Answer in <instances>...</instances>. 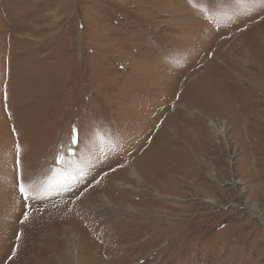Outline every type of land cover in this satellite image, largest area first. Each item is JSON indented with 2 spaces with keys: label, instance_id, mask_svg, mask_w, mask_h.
Segmentation results:
<instances>
[{
  "label": "rangeland",
  "instance_id": "rangeland-1",
  "mask_svg": "<svg viewBox=\"0 0 264 264\" xmlns=\"http://www.w3.org/2000/svg\"><path fill=\"white\" fill-rule=\"evenodd\" d=\"M263 189L264 0H0V264H264Z\"/></svg>",
  "mask_w": 264,
  "mask_h": 264
},
{
  "label": "bare ground",
  "instance_id": "bare-ground-1",
  "mask_svg": "<svg viewBox=\"0 0 264 264\" xmlns=\"http://www.w3.org/2000/svg\"><path fill=\"white\" fill-rule=\"evenodd\" d=\"M21 3V2H20ZM177 99V98H176ZM179 100H182L183 101V99H181V98H178V100H176V101H178L179 102V105H181V102L179 101ZM197 108V107H196ZM192 109V105H191V103H189V102H184V104L182 103V110L181 111H179V113H181V114H183V116H185V119L187 120V118H189V116H190V111L189 110H191ZM179 110V109H178ZM176 112V111H175ZM197 114H198V116H200V117H197ZM197 114H195L194 115V117L191 119V120H188L189 122L191 121H193L194 123H200V120H202V115H201V111L197 108ZM175 115V114H174ZM177 117H178V115H177ZM176 120V119H175ZM184 120V119H183ZM212 125H213V127L216 129V133H222L223 132V127L222 126H220L219 124H216L215 122H213L212 123ZM202 126V125H201ZM174 127L175 128H173L174 129V131L175 132H177V133H175V134H172V135H180V132H179V127H178V124L177 125H174ZM202 128V129H201ZM204 128L203 127H200V132H202L201 134L199 133V135H197L198 136V139L200 140L199 141V143L198 144H196L195 145V147H190V151H191V158H190V160H189V164H192L193 166H197L196 168H197V170H199V169H201V163L197 160V155H199L200 154V150H202V145H203V140H202V138H201V136L202 135H206L205 133H204V130H203ZM197 136H195L196 138H197ZM182 138H184V139H186L187 140V138L186 137H182ZM186 140H185V142H186ZM177 143V142H176ZM207 143V142H206ZM181 144H182V142H181ZM185 143H183V146L182 147H184L185 145H184ZM202 144V145H201ZM179 146H181V145H179ZM189 146V145H188ZM204 146V145H203ZM205 147V146H204ZM203 147V150H205V148ZM207 149V148H206ZM186 150H188V149H186ZM183 151V150H182ZM188 158V157H187ZM185 159V158H184ZM184 161V160H183ZM191 165V166H192ZM183 167V166H182ZM187 167V166H186ZM185 168V167H184ZM129 172H130V175L132 176V178H134V179H138L139 178V173H138V170L136 169V167H134V166H129ZM181 169H183V168H181ZM193 169V168H192ZM191 169V170H192ZM178 170V168H173V172H176ZM259 177V176H258ZM131 178V177H130ZM140 179V178H139ZM116 185L117 186H119V188H121L122 189V191H125L124 189H126V188H129L130 189V187L131 186H127L126 185V183H124V182H122V181H119V182H116ZM257 189V188H256ZM263 191H264V189H263ZM261 194V193H260ZM264 197V196H263ZM259 199V198H258ZM112 200V199H111ZM102 201L105 203V204H111L112 203V201H110V198L108 197V195L106 194H104V196H103V198H102ZM126 203H128V202H126ZM126 205H128V204H126ZM127 213H128V215L130 216H133V214H136V215H139V214H137L136 213V208L135 209H133V207H132V205L130 204V205H128L127 206ZM126 215V214H125ZM127 215V216H128ZM136 215L134 216L135 218H136ZM119 216V215H118ZM141 218V217H140ZM151 217H149V219H150ZM135 221V220H134ZM150 221V220H149ZM146 222H147V220H146ZM143 223H145V222H143ZM151 223V222H150ZM126 225V224H130L129 223V221H125V218H123L121 221H119V220H116V225ZM154 225V224H153ZM142 226V225H141ZM152 228V227H151ZM258 228V227H257ZM154 230H155V228H154ZM151 232V231H150Z\"/></svg>",
  "mask_w": 264,
  "mask_h": 264
},
{
  "label": "snow or ice",
  "instance_id": "snow-or-ice-1",
  "mask_svg": "<svg viewBox=\"0 0 264 264\" xmlns=\"http://www.w3.org/2000/svg\"><path fill=\"white\" fill-rule=\"evenodd\" d=\"M20 191L21 193H24L25 192V188L23 186L20 187Z\"/></svg>",
  "mask_w": 264,
  "mask_h": 264
}]
</instances>
